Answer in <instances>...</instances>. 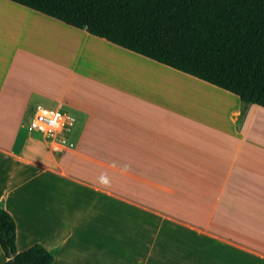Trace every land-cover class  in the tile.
Here are the masks:
<instances>
[{
    "label": "crops",
    "instance_id": "crops-1",
    "mask_svg": "<svg viewBox=\"0 0 264 264\" xmlns=\"http://www.w3.org/2000/svg\"><path fill=\"white\" fill-rule=\"evenodd\" d=\"M34 58L83 85L52 100L75 119L71 151L51 152L21 120L33 64L42 65ZM150 64L232 102L161 79ZM130 75L179 91L184 109L161 110L128 87ZM240 111L232 94L0 0V207L18 253L40 245L52 264H264V109L250 107L238 128ZM162 118L177 128H162Z\"/></svg>",
    "mask_w": 264,
    "mask_h": 264
},
{
    "label": "trees",
    "instance_id": "trees-1",
    "mask_svg": "<svg viewBox=\"0 0 264 264\" xmlns=\"http://www.w3.org/2000/svg\"><path fill=\"white\" fill-rule=\"evenodd\" d=\"M264 109V0H7ZM237 124V127H241ZM3 264H52L40 245L18 253L0 207Z\"/></svg>",
    "mask_w": 264,
    "mask_h": 264
},
{
    "label": "rangeland",
    "instance_id": "rangeland-1",
    "mask_svg": "<svg viewBox=\"0 0 264 264\" xmlns=\"http://www.w3.org/2000/svg\"><path fill=\"white\" fill-rule=\"evenodd\" d=\"M52 41V42H51ZM65 42V40H64ZM51 45L58 46L60 49L57 50H63L68 49L66 43H61L57 40L53 41L52 39L49 42ZM71 54V53H70ZM57 52L49 53V57L52 59H56ZM112 55H115L113 53ZM66 58V57H65ZM35 63L42 64L41 66H37L33 64V68L35 71H33V77L30 80L31 85L28 86L29 92H31V96L27 98V102L25 107L22 109L21 114V120L22 122L26 123L29 122L35 108L37 106H41L44 108L53 109L56 108V103L53 102L57 97H66L71 92H73L72 88H81L83 89V85H80L77 81V78H72L67 71L61 66H58V63H55L53 61H38L39 59H33ZM126 60H130L131 62L135 63V60H132L130 58H126ZM142 62V60H140ZM152 65V64H150ZM157 66H149V70L151 72H158L157 75L161 79L168 80L172 83H175L179 86L188 87L192 92L198 93L201 95L206 96L208 99L214 102H224L229 103L232 102L225 94H222L221 92H218L216 90H213L211 88L202 86L201 84L192 81L190 79L184 78L183 76H180L178 74H175L173 72H169L168 70L162 69L160 67L155 68ZM145 72H148L147 69H145ZM128 87L133 89H138L139 93H144V95H148L156 100V102L160 103L161 110H165V108L169 109L170 111L178 110V109H184L183 105H181L179 102L181 99H184V96L179 92L175 91L173 89H170L168 87H155L154 89L150 88L147 84L148 82L145 79H142L138 76L130 75L128 77ZM140 78V79H137ZM134 83V84H133ZM125 86L127 84L123 83ZM31 90V91H30ZM30 94H27L26 97H28ZM199 111H203L205 113H208V116L214 117L217 113L213 107H211L208 104L203 105H197L195 104ZM60 110L65 111V107L62 106L59 108ZM220 116L222 112L220 111ZM261 118L260 115L256 117V120L254 123L259 125V119ZM164 121H168L162 118V128L168 129L169 127L177 128L175 125L176 123L171 122V126H168L169 124H165ZM178 121V120H177ZM253 123V125H254ZM179 124V123H178ZM177 124V125H178ZM237 124H240V121L237 122ZM82 154V153H80ZM260 154V153H259ZM256 157H261L260 155H255ZM264 157V156H263Z\"/></svg>",
    "mask_w": 264,
    "mask_h": 264
},
{
    "label": "built area",
    "instance_id": "built-area-1",
    "mask_svg": "<svg viewBox=\"0 0 264 264\" xmlns=\"http://www.w3.org/2000/svg\"><path fill=\"white\" fill-rule=\"evenodd\" d=\"M75 119L59 108L37 106L25 125L30 132L40 134L51 152H67L73 149L68 136Z\"/></svg>",
    "mask_w": 264,
    "mask_h": 264
},
{
    "label": "clouds",
    "instance_id": "clouds-1",
    "mask_svg": "<svg viewBox=\"0 0 264 264\" xmlns=\"http://www.w3.org/2000/svg\"><path fill=\"white\" fill-rule=\"evenodd\" d=\"M126 170V167H125ZM99 186L103 188H109L111 186V181L106 173H102L98 178Z\"/></svg>",
    "mask_w": 264,
    "mask_h": 264
},
{
    "label": "bare ground",
    "instance_id": "bare-ground-1",
    "mask_svg": "<svg viewBox=\"0 0 264 264\" xmlns=\"http://www.w3.org/2000/svg\"><path fill=\"white\" fill-rule=\"evenodd\" d=\"M169 255V254H168ZM166 256V255H165ZM169 259V258H168Z\"/></svg>",
    "mask_w": 264,
    "mask_h": 264
}]
</instances>
